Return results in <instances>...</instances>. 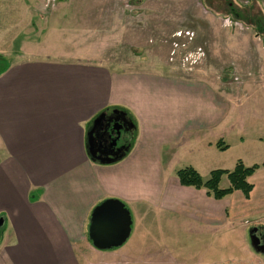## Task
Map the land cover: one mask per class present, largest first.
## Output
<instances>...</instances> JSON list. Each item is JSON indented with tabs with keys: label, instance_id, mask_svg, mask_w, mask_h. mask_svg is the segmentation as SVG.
I'll list each match as a JSON object with an SVG mask.
<instances>
[{
	"label": "crops",
	"instance_id": "obj_1",
	"mask_svg": "<svg viewBox=\"0 0 264 264\" xmlns=\"http://www.w3.org/2000/svg\"><path fill=\"white\" fill-rule=\"evenodd\" d=\"M7 64L0 75V264H88L89 257L92 264H160L144 259L167 255L144 244V216L166 214L189 232L246 230L264 217V167L248 178V198L234 191L215 200L175 176L184 167L201 177L224 168L225 150L215 144L238 105L216 84L179 71H116L48 57ZM105 110L123 112L133 126V143L111 164L85 148L90 122ZM105 200L135 216L126 248L99 250L87 239L90 214Z\"/></svg>",
	"mask_w": 264,
	"mask_h": 264
},
{
	"label": "rangeland",
	"instance_id": "obj_2",
	"mask_svg": "<svg viewBox=\"0 0 264 264\" xmlns=\"http://www.w3.org/2000/svg\"><path fill=\"white\" fill-rule=\"evenodd\" d=\"M0 56L205 78L238 105L221 138L227 149L218 169L264 162V0H0ZM227 186L223 176L219 188ZM142 228L144 244L167 254L146 260L264 264L249 238L251 229L264 230V217L246 230L189 232L166 214H149Z\"/></svg>",
	"mask_w": 264,
	"mask_h": 264
},
{
	"label": "water",
	"instance_id": "obj_3",
	"mask_svg": "<svg viewBox=\"0 0 264 264\" xmlns=\"http://www.w3.org/2000/svg\"><path fill=\"white\" fill-rule=\"evenodd\" d=\"M119 128L118 124H114L111 127V129L117 130ZM89 156L98 161V163L111 164L120 160L124 154L116 159L106 160ZM1 225L2 220H0ZM257 231V228L249 231L250 245L255 252L264 254V244H260L259 239L255 235ZM130 232V213L121 202L116 200H105L92 210L86 231L87 239L91 245L99 250H108L121 246L128 239Z\"/></svg>",
	"mask_w": 264,
	"mask_h": 264
},
{
	"label": "flooded vegetation",
	"instance_id": "obj_4",
	"mask_svg": "<svg viewBox=\"0 0 264 264\" xmlns=\"http://www.w3.org/2000/svg\"><path fill=\"white\" fill-rule=\"evenodd\" d=\"M95 119V120H94ZM85 134L86 152L98 159H116L129 148V139L132 137L133 126L123 112L105 110L94 118ZM118 124L119 130L111 129ZM260 244H264V230L255 234Z\"/></svg>",
	"mask_w": 264,
	"mask_h": 264
},
{
	"label": "trees",
	"instance_id": "obj_5",
	"mask_svg": "<svg viewBox=\"0 0 264 264\" xmlns=\"http://www.w3.org/2000/svg\"><path fill=\"white\" fill-rule=\"evenodd\" d=\"M7 68V61L0 56V75L5 72ZM215 145L219 150L227 149V146H224L221 140ZM260 167H264V162L261 164L245 166L242 161L237 160L231 171L220 169L213 170L205 180H203L198 172L192 167L178 169L175 172V176L182 186L202 189L206 192L207 196L215 200L223 199L234 191H240L245 198H248L252 191V185L248 182V178ZM223 176L227 177L228 186L226 188H219V183ZM30 198L33 200L34 194H31Z\"/></svg>",
	"mask_w": 264,
	"mask_h": 264
}]
</instances>
